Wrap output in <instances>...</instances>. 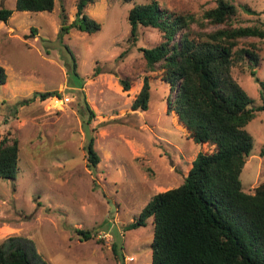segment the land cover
Wrapping results in <instances>:
<instances>
[{"label": "rangeland", "instance_id": "1", "mask_svg": "<svg viewBox=\"0 0 264 264\" xmlns=\"http://www.w3.org/2000/svg\"><path fill=\"white\" fill-rule=\"evenodd\" d=\"M78 1L55 0L50 13L14 11L0 24V66L7 76L0 87V141L17 139L20 149L15 180L0 179V245L6 252L21 245L33 264H150L152 219L144 228H125L154 195L180 186L197 154L208 148L187 140L175 117L166 114L169 87L158 69H147L139 50L160 44L161 33L139 27L130 46L127 15L134 3L121 0L87 3L84 12L100 31L61 32L63 21L73 22ZM157 1L183 15H201L215 5ZM231 2L258 13L238 10L244 25L264 22V0ZM14 5L0 0V8ZM253 41L261 47L255 72L264 83V41ZM231 73L254 105H261L260 86L248 70L234 66ZM145 77L151 85L148 109L134 112ZM121 79L129 81L127 92ZM51 91L60 99H33ZM246 130L254 142L239 179L252 194L264 183V112H256ZM90 137L100 156L95 171L87 166ZM77 230L91 238L82 240Z\"/></svg>", "mask_w": 264, "mask_h": 264}, {"label": "trees", "instance_id": "2", "mask_svg": "<svg viewBox=\"0 0 264 264\" xmlns=\"http://www.w3.org/2000/svg\"><path fill=\"white\" fill-rule=\"evenodd\" d=\"M89 1H78L73 22L63 21L61 32L72 28L88 35L100 31L101 25L84 12ZM121 1L134 3L127 15L130 46L137 41L139 27L156 29L162 35L157 46L139 50L147 69H158L161 81L169 87L166 114L175 117L174 124L187 140L200 149L208 148L197 154L180 186L154 195L125 230L144 228L152 219L150 264H264V183L250 194L239 179L254 142L246 126L256 112H264V83L255 72L261 47L253 41H264V22L244 25L238 10L258 13L231 0H214L215 5L201 15L176 14L162 9L157 0ZM54 7L55 0H15L14 10L0 8V24H6L14 11L50 13ZM234 66L243 67L255 78L261 105L255 106L235 82ZM6 79L0 66V87ZM120 85L124 92L130 88L128 79H121ZM150 91L145 77L132 111L148 109ZM37 97L41 101L60 99L56 91L35 93L33 99ZM94 140L88 139L85 151L87 166L95 171L100 156ZM19 152L17 139L0 141V179L15 180ZM76 233L84 241L91 238L89 231ZM0 264L33 262L21 245L6 252L1 244Z\"/></svg>", "mask_w": 264, "mask_h": 264}]
</instances>
